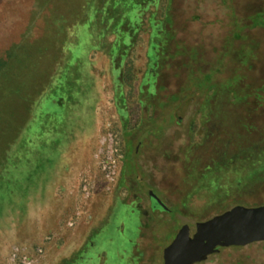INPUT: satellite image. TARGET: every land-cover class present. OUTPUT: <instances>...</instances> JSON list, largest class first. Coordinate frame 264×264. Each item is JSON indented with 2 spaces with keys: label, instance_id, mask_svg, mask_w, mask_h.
<instances>
[{
  "label": "rangeland",
  "instance_id": "rangeland-1",
  "mask_svg": "<svg viewBox=\"0 0 264 264\" xmlns=\"http://www.w3.org/2000/svg\"><path fill=\"white\" fill-rule=\"evenodd\" d=\"M263 155L264 0H0V264H163L264 206ZM216 250L197 264H264Z\"/></svg>",
  "mask_w": 264,
  "mask_h": 264
},
{
  "label": "water",
  "instance_id": "water-1",
  "mask_svg": "<svg viewBox=\"0 0 264 264\" xmlns=\"http://www.w3.org/2000/svg\"><path fill=\"white\" fill-rule=\"evenodd\" d=\"M257 241H264V206L236 207L198 226L193 237L187 231L179 233L166 249L163 264H197L222 245L240 248Z\"/></svg>",
  "mask_w": 264,
  "mask_h": 264
},
{
  "label": "trees",
  "instance_id": "trees-1",
  "mask_svg": "<svg viewBox=\"0 0 264 264\" xmlns=\"http://www.w3.org/2000/svg\"><path fill=\"white\" fill-rule=\"evenodd\" d=\"M167 25H168V22H166L162 26L157 25L155 28V30L157 32L156 37L159 38L158 43L157 44L154 43L155 44L154 46L156 49L155 50V57H156V60L158 59V62L160 64V66H157L159 69L162 67V65H165L169 60H171L172 48L170 47V41H172V37H171V35L167 34V30L165 27ZM168 56H170V57H168ZM172 96H174V95H172ZM165 108H168V103H166ZM173 117H174V115H173ZM253 125H254V123H253ZM256 126H258V125H256ZM254 127H255V125H254ZM188 153H191L190 150H188ZM184 155H186L188 158L190 157L189 154L187 155V153H185ZM260 164H261V166H264V155L262 156V159L260 160ZM196 231H197V229L195 230V232ZM178 234L176 235V237L178 236Z\"/></svg>",
  "mask_w": 264,
  "mask_h": 264
},
{
  "label": "built area",
  "instance_id": "built-area-1",
  "mask_svg": "<svg viewBox=\"0 0 264 264\" xmlns=\"http://www.w3.org/2000/svg\"><path fill=\"white\" fill-rule=\"evenodd\" d=\"M68 228L74 227L73 221H68ZM42 247H39L33 254H28L19 248L15 249L9 256L6 264H42Z\"/></svg>",
  "mask_w": 264,
  "mask_h": 264
},
{
  "label": "flooded vegetation",
  "instance_id": "flooded-vegetation-1",
  "mask_svg": "<svg viewBox=\"0 0 264 264\" xmlns=\"http://www.w3.org/2000/svg\"><path fill=\"white\" fill-rule=\"evenodd\" d=\"M155 204H156V203H155ZM155 204H154V206H156V205H157V204H156V205H155ZM235 208H236V207H235ZM233 209H234V208H233ZM231 210H232V209H231Z\"/></svg>",
  "mask_w": 264,
  "mask_h": 264
}]
</instances>
